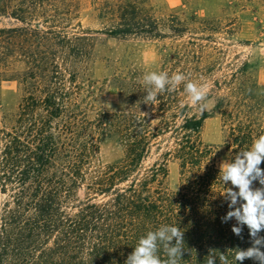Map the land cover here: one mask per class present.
<instances>
[{
  "label": "trees",
  "instance_id": "trees-1",
  "mask_svg": "<svg viewBox=\"0 0 264 264\" xmlns=\"http://www.w3.org/2000/svg\"><path fill=\"white\" fill-rule=\"evenodd\" d=\"M146 2L104 0L99 11L111 23L106 34L149 40L190 34L213 41L204 33L218 30L214 21L176 14L159 18ZM14 15L27 26L1 30L0 68L18 53L27 69L18 110L0 111V264H125L139 238L162 225L184 232L181 264H206L210 249L236 264L235 249L250 247V238L246 226L243 240L233 234L234 219L221 222L229 209L218 165L264 134V89L245 79L255 64L244 62L230 79L214 80L213 89L222 93L214 113L221 116L227 139L207 144L201 133L212 113H192L183 84L159 94L152 106L144 104L146 86L140 85L129 94L127 109L91 119L80 102L91 33L82 30L69 39ZM180 52L172 58L186 60L182 73L192 81L207 75L193 66L203 54L186 50L180 58ZM109 144L122 157L106 163L101 150ZM155 154L159 158L150 163ZM172 161L180 166L176 190L170 188Z\"/></svg>",
  "mask_w": 264,
  "mask_h": 264
},
{
  "label": "rangeland",
  "instance_id": "rangeland-1",
  "mask_svg": "<svg viewBox=\"0 0 264 264\" xmlns=\"http://www.w3.org/2000/svg\"><path fill=\"white\" fill-rule=\"evenodd\" d=\"M102 2L104 0H0V32L27 26L14 17L15 13L29 18L32 28L53 30L58 36L69 39L80 35L82 30L90 32L94 45L83 64L80 102L91 119L104 112L127 109L129 94L145 85L143 76L146 73L167 71L171 75L183 72L188 63L185 59L174 60L172 55L181 51L182 58L186 50H196L203 54V60L193 66H200L207 75L195 77L193 82L207 85L208 110L204 112L212 113L204 123L201 138L207 144L223 143L227 139V131L221 116L214 113L216 100L222 93L215 92L213 82L230 79L244 62H252L254 68L245 79L257 82L264 89V0H147L145 7L159 18L176 14L182 19L195 16L214 21L218 30L212 34L204 33L205 36H213L211 42L194 39L190 34L184 38L172 36L162 40L110 36L105 30L111 23L100 18ZM0 38H3L1 33ZM189 41L198 42L203 46L202 50L191 46ZM53 48V52L60 55L55 43ZM11 56L6 66L0 68L1 113H15L25 96L22 83L27 69L25 58L18 53ZM58 60L61 62L62 59ZM6 67L7 70L4 69ZM184 98L192 106V113L202 114L187 94ZM168 144L169 140L164 138L162 146ZM121 157V150L114 144L101 150V158L106 163ZM158 158V154L153 155L150 163ZM169 168L170 188L176 190L180 186L179 163L172 161Z\"/></svg>",
  "mask_w": 264,
  "mask_h": 264
},
{
  "label": "clouds",
  "instance_id": "clouds-1",
  "mask_svg": "<svg viewBox=\"0 0 264 264\" xmlns=\"http://www.w3.org/2000/svg\"><path fill=\"white\" fill-rule=\"evenodd\" d=\"M146 85L144 104L156 105L159 94L175 91L181 84L193 105L199 106L201 113L208 110V89L203 83L193 82L182 72L169 75L167 71H151L143 76ZM147 115V113H145ZM264 134L255 138L246 150L235 154L231 160H222L219 178L224 185L221 196L227 202L228 211L221 217L222 223L235 220L231 231L243 240L246 226L250 247L235 249L234 260L243 264L246 259L264 264ZM259 186H256V185ZM184 232L179 227L162 225L155 231L141 236L127 256L125 264H181L184 254ZM161 251L164 258H161ZM230 264L228 257L215 250H209L206 264Z\"/></svg>",
  "mask_w": 264,
  "mask_h": 264
}]
</instances>
